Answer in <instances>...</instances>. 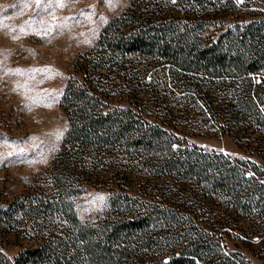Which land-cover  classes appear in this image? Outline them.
I'll use <instances>...</instances> for the list:
<instances>
[{"label": "trees", "instance_id": "16d2710c", "mask_svg": "<svg viewBox=\"0 0 264 264\" xmlns=\"http://www.w3.org/2000/svg\"><path fill=\"white\" fill-rule=\"evenodd\" d=\"M241 5L128 0L108 19L64 85L48 164L0 201V241H24L0 264H251L225 238L264 264V169L180 139L214 128L264 161V11L227 15ZM87 185L107 194L81 220Z\"/></svg>", "mask_w": 264, "mask_h": 264}, {"label": "rangeland", "instance_id": "374dc122", "mask_svg": "<svg viewBox=\"0 0 264 264\" xmlns=\"http://www.w3.org/2000/svg\"><path fill=\"white\" fill-rule=\"evenodd\" d=\"M127 1L0 0L1 202L23 193L48 164L67 126L59 105L64 85L69 78L80 79L79 58L87 55L101 28ZM243 1L246 6L227 15L237 19L245 10L253 15L264 11V0ZM180 136L187 145L248 159L264 169V161L228 133L198 127ZM106 194L105 188L91 185L75 194L78 218L99 215ZM7 237L8 242L0 241V250L11 260L24 241L9 242L11 232ZM224 243L227 251L237 252L248 263L263 264L243 240L225 238Z\"/></svg>", "mask_w": 264, "mask_h": 264}, {"label": "snow or ice", "instance_id": "6c2138e0", "mask_svg": "<svg viewBox=\"0 0 264 264\" xmlns=\"http://www.w3.org/2000/svg\"><path fill=\"white\" fill-rule=\"evenodd\" d=\"M111 2V0H109V3ZM173 3L176 2V0H172ZM238 2H243V0H238ZM37 3H40V0H37ZM59 6H63V4L61 3ZM19 71V70H18Z\"/></svg>", "mask_w": 264, "mask_h": 264}]
</instances>
